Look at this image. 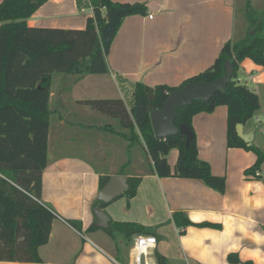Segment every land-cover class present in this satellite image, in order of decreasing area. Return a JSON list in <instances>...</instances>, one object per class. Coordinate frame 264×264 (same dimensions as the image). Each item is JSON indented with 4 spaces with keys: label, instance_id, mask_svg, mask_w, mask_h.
I'll use <instances>...</instances> for the list:
<instances>
[{
    "label": "crops",
    "instance_id": "0c3cea01",
    "mask_svg": "<svg viewBox=\"0 0 264 264\" xmlns=\"http://www.w3.org/2000/svg\"><path fill=\"white\" fill-rule=\"evenodd\" d=\"M83 1L78 6L76 0H49L27 25L83 30L93 15ZM110 1L144 4L146 14L123 19L106 59L109 73L87 75L76 83L64 74L52 75L50 151L40 199L55 214L49 241L37 251L41 263L0 264H132L131 246L139 234L110 235L90 229L100 177L110 178L121 170L127 178L140 179L137 193L132 199L122 197L126 204L117 214L113 210L119 199L103 211L112 222L140 225L151 232L157 244L149 254L150 264H157L156 254L166 264H230L229 254H236L240 262L264 264V175L253 180L245 173L256 161L254 153L227 147L225 106L192 119L198 159L209 165L214 176L225 179L220 194L198 180L158 177L151 172L147 156L143 158L142 145L129 146L121 136L116 119L79 103L121 100L130 110L136 83L177 87L202 73L213 65L225 43L245 35L246 26L242 31L237 28L238 0ZM240 34L243 37L238 38ZM238 80L259 98L260 109L243 132L252 133L251 144L264 154V67L245 59ZM177 156V150L167 156L172 172ZM261 167L264 174V162ZM174 213H183L194 225L176 227Z\"/></svg>",
    "mask_w": 264,
    "mask_h": 264
},
{
    "label": "trees",
    "instance_id": "16d2710c",
    "mask_svg": "<svg viewBox=\"0 0 264 264\" xmlns=\"http://www.w3.org/2000/svg\"><path fill=\"white\" fill-rule=\"evenodd\" d=\"M49 0H2L0 2V262L41 263L38 249L49 241L53 211L41 199V176L47 165V141L51 111L49 96L53 74H64L73 83L87 75L109 73L107 56L112 40L123 19L145 15L144 4H120L110 0H85L92 9V17L83 30L31 28L27 21ZM81 6L83 0H76ZM246 32L240 40L225 43L213 65L202 73L185 80L177 87L158 85L148 87L136 83L134 103L127 110L121 100H91L79 102L106 117L116 119L121 136L128 145H142L151 162V172L160 178H182L201 181L205 186L222 194L225 179L214 176L209 165L198 159L196 136L192 119L199 113H212L217 107L227 108L226 145L252 152L255 163L246 170L253 180H260L264 154L256 146L246 144L236 134V126H243L260 109L258 96L238 80L240 64L245 59L264 67V7L255 13L250 0H244ZM111 9L121 11L120 21L111 42L101 38V29ZM229 64L232 75L224 91H217L208 103L195 101L177 108L174 125H185L191 137L180 134L157 140L154 138L149 114L162 108L168 95L189 84L210 83L224 75ZM142 99L145 116L132 119L138 101ZM177 150L174 171L170 170L167 156ZM124 175V170L119 171ZM109 180L100 177L99 189ZM264 182V181H263ZM140 179L128 177V190L120 197L132 199ZM107 204L96 201L93 208L104 209ZM176 227L193 226L183 213H174ZM77 228L74 222H69ZM209 224L201 226L207 227ZM198 226V225H195ZM200 226V225H199ZM90 229H96L91 227ZM108 234L122 233L152 236L151 232L132 223L110 221ZM157 264H166L156 254ZM230 264L240 262L236 254H229Z\"/></svg>",
    "mask_w": 264,
    "mask_h": 264
},
{
    "label": "water",
    "instance_id": "95a60500",
    "mask_svg": "<svg viewBox=\"0 0 264 264\" xmlns=\"http://www.w3.org/2000/svg\"><path fill=\"white\" fill-rule=\"evenodd\" d=\"M121 11L111 9L107 14V22L101 29V38L104 43L108 44L116 31L120 21ZM233 68L229 64L224 65V75L210 83L189 84L176 90L168 95L163 106L159 110L152 111L149 119L157 140L165 139L170 136L180 134L186 137V143L191 137L190 131L185 125L175 126V111L177 108L189 106L195 101L208 103L217 91H224L226 84L231 78ZM145 116L143 100L140 99L135 107L133 119L140 121ZM237 136L246 144H251L252 133H244L243 125L236 126ZM128 190L127 177L124 175L111 176L108 182L98 191L96 201L108 204L109 202L120 197ZM94 222L93 227L107 230L110 219L101 207L93 209Z\"/></svg>",
    "mask_w": 264,
    "mask_h": 264
},
{
    "label": "built area",
    "instance_id": "2783aa9c",
    "mask_svg": "<svg viewBox=\"0 0 264 264\" xmlns=\"http://www.w3.org/2000/svg\"><path fill=\"white\" fill-rule=\"evenodd\" d=\"M261 177V173H256ZM156 238L154 236H136L131 246L132 264H150L149 254L156 248ZM113 264H118L113 261Z\"/></svg>",
    "mask_w": 264,
    "mask_h": 264
},
{
    "label": "rangeland",
    "instance_id": "374dc122",
    "mask_svg": "<svg viewBox=\"0 0 264 264\" xmlns=\"http://www.w3.org/2000/svg\"><path fill=\"white\" fill-rule=\"evenodd\" d=\"M244 0H238V2H237V6H236V16H237V28L239 29L240 27H241V31H242V28H244L245 26H246V18H245V15H244V13H245V7H244ZM250 3H251V6H252V9H253V11L255 12V13H257V12H261L262 11V9H263V7H264V0H251L250 1ZM241 37H243V35L242 34H240L239 35V37L238 38H241ZM106 118V117H105ZM108 119V118H107ZM109 120H110V118H109ZM113 120V119H112ZM114 121V120H113ZM257 128V127H256ZM254 129V128H253ZM257 131V130H256ZM49 149L47 148V153H49ZM143 154V158H145V154L144 153H142ZM262 168V167H261ZM262 170V169H261ZM261 172V174L262 175H264L263 174V172L262 171H260ZM53 193V192H52ZM78 194V192H77V190H75L74 191V197L76 196ZM124 200H126V199H119L118 201H116L117 203H115V207H117V209H114L113 211H115V214H117V212H118V210H119V208L121 207V208H124L125 207V204L126 203H124L125 201ZM83 239L84 240H86V239H88L84 234H83ZM87 241V240H86ZM100 250V249H99ZM100 252H102V253H104L102 250H100ZM121 264L123 263V262H120Z\"/></svg>",
    "mask_w": 264,
    "mask_h": 264
}]
</instances>
